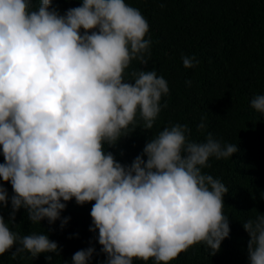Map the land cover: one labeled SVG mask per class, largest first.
<instances>
[{
	"label": "clouds",
	"instance_id": "clouds-1",
	"mask_svg": "<svg viewBox=\"0 0 264 264\" xmlns=\"http://www.w3.org/2000/svg\"><path fill=\"white\" fill-rule=\"evenodd\" d=\"M149 28L127 0H82L63 14L53 0H0V178L14 192L11 218L0 215V254L14 245L13 258L25 250L34 258L58 254L45 232L21 236L10 224L24 208L32 223L61 220L63 227L68 218L61 212L73 198L95 201L90 230L98 229L103 264L150 258L169 264L196 244L214 255L229 236L223 211L229 190L203 169L210 158L232 157L237 144L211 132L197 141L176 122L149 138L130 165L107 151L140 121L152 129L166 106L161 100L170 89L162 75L126 71L133 60L148 64ZM182 60L186 68L199 63L194 56ZM250 103L264 113V94ZM196 127H206L203 119ZM0 202H9L3 185ZM242 223L249 264H264V213ZM94 252L77 250L71 264H89Z\"/></svg>",
	"mask_w": 264,
	"mask_h": 264
},
{
	"label": "trees",
	"instance_id": "trees-1",
	"mask_svg": "<svg viewBox=\"0 0 264 264\" xmlns=\"http://www.w3.org/2000/svg\"><path fill=\"white\" fill-rule=\"evenodd\" d=\"M82 0H53V7L63 14L79 6ZM147 18L151 37V56L147 65L133 60L126 70L155 69L168 82L169 93L162 97V107L152 129L130 126L129 135L122 137L107 151L125 165L142 154L149 138L170 123L187 124L191 138L206 139L209 132L222 143L238 145L232 157L210 158V168L203 171L221 179L229 192L224 196V213L229 216L230 234L220 249L211 255L203 244L191 246L169 264H249L248 232L243 221L264 213V113L251 106V99L264 94V0H127ZM36 3V0H33ZM163 3L165 6L160 7ZM199 60L191 68L182 56ZM131 78L130 76L128 77ZM190 81V83H186ZM203 119L206 127L196 126ZM146 159V157H145ZM4 162L0 150V163ZM9 195V202H0V215L8 221L12 212L10 182L0 178ZM61 220L50 224L32 223L24 208L15 215L13 231L21 236L45 232L58 243L59 253H41L32 257L27 250L11 253L19 245L0 254V264H71V257L80 249L94 247L89 264H103L107 254L98 242V229L93 232L92 204H78L73 198L65 202ZM51 256L49 261L46 257ZM133 264H155L153 259H134Z\"/></svg>",
	"mask_w": 264,
	"mask_h": 264
}]
</instances>
